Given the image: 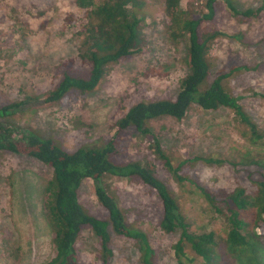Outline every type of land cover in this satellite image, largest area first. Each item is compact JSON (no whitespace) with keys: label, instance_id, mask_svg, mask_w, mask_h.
<instances>
[{"label":"rangeland","instance_id":"obj_1","mask_svg":"<svg viewBox=\"0 0 264 264\" xmlns=\"http://www.w3.org/2000/svg\"><path fill=\"white\" fill-rule=\"evenodd\" d=\"M229 1L243 11L261 8L264 0ZM216 2L215 20L209 27L220 34L208 52L206 82L210 83L218 70L241 67L224 81V88L264 131V11L259 20L241 25L225 0ZM185 4L182 2L183 8ZM69 13L80 17L73 0H0V106L33 98L0 123L17 131L34 130L72 153L81 147L103 145L102 137L112 135L114 122L136 103L173 100L187 70L181 64L185 44L172 46L166 41L163 0H145V7L137 14L144 23L140 50L113 66L94 91L85 95L70 92L60 102L46 106L38 97L55 84L60 63L67 64L73 75L85 74L77 58L76 30L63 24ZM147 126L176 169L194 157L231 160L238 149L248 147L238 132L245 128L227 108L203 111L192 107L181 121L165 117ZM135 134L128 129L115 141L116 165H154L155 176L176 197L192 230L222 234L220 221L212 217L192 183L227 191L240 185L251 193L249 178L259 179L258 171L254 167L188 162L178 170L183 181L177 182ZM50 177L51 170L35 160L0 152V264H45L53 257L51 232L43 213L44 189ZM104 183L126 226L147 237L154 264H178L172 250L177 234L160 230L155 193L135 178H107ZM78 203L87 215L108 219L88 180L79 187ZM109 233L112 254L108 264H141L134 241L112 235L110 229ZM76 248L81 255L77 264H100L95 257L97 238L92 232L83 230ZM187 264L202 262L196 258Z\"/></svg>","mask_w":264,"mask_h":264},{"label":"trees","instance_id":"obj_2","mask_svg":"<svg viewBox=\"0 0 264 264\" xmlns=\"http://www.w3.org/2000/svg\"><path fill=\"white\" fill-rule=\"evenodd\" d=\"M182 2L186 3L184 8ZM225 2L234 20L241 25L259 20L264 11V1L257 10L243 11L237 10L231 1ZM216 3V0H163L165 38L172 46L185 44L181 64L187 74L179 82V90L173 100L143 101L128 108L114 122L112 135L102 137L103 145L81 147L68 153L34 130L17 131L0 123L1 153L33 159L51 170L44 189L43 213L51 232L53 257L45 264L80 262L76 242L83 230L92 232L97 238L95 257L100 264H108L112 254L109 229L112 235L136 243L141 264H154L150 259L154 251L147 237L126 226L119 205L104 183L107 178H135L155 193L160 230L166 234H177L172 250L178 264H187L196 258L202 264H264V131L245 112L238 99L224 88V81L241 67L218 70L211 82H206L209 75L208 52L220 34L216 28L209 27L215 20ZM73 4L80 17L69 13L63 24L76 30L74 34L79 39L77 58L85 74L73 75L67 64L60 63L55 84L38 97L46 106L60 102L70 92L85 95L94 91L113 66L125 62L140 50L138 45L144 23L137 14L145 7V0H73ZM31 100L33 98L0 106V120L13 116ZM192 107L203 111L232 110L245 128L238 132L249 149L246 146V149H238L236 157L231 160L194 157L174 168L163 153L160 140L147 124L165 117L181 121ZM128 129L135 131V137L144 141L177 182L183 181L178 170L188 162L232 168L254 167L258 171L259 179L249 178L253 187L251 193L240 185L231 191L210 190L190 182L212 217L220 221L222 234L214 230H192L179 209L176 197L155 176L154 165L138 162L116 165L113 161L117 154L115 141ZM87 180L92 183L98 205L107 213L106 221L87 215L78 203L79 187Z\"/></svg>","mask_w":264,"mask_h":264}]
</instances>
